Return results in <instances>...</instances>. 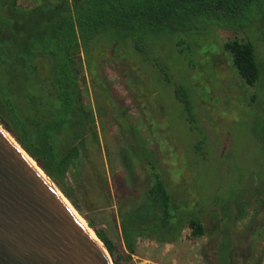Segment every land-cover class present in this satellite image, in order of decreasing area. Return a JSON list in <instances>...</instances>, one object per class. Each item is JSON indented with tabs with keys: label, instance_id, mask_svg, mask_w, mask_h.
Returning a JSON list of instances; mask_svg holds the SVG:
<instances>
[{
	"label": "trees",
	"instance_id": "16d2710c",
	"mask_svg": "<svg viewBox=\"0 0 264 264\" xmlns=\"http://www.w3.org/2000/svg\"><path fill=\"white\" fill-rule=\"evenodd\" d=\"M18 1L0 2V125L69 200L75 192L69 183L71 177L85 189L102 191L103 201L108 203L110 176L111 192L121 201H127L126 208L119 213L124 247L129 254L118 255L113 242L89 218L86 220L114 264L131 261L137 238L150 235L147 226L166 233H172L178 226L177 236L187 227L194 238L208 236L210 242L203 248L206 264L253 262V251L259 244L242 246L245 233L229 229L217 210L208 213L203 207L189 216L183 214L180 205L176 208L172 205L156 160L147 157L142 160L140 153L133 152L137 161L128 166L123 159L126 153L118 150V154L112 149L107 150L105 160L98 117L104 128L106 122L120 126L124 147L134 150L139 144L144 145L130 123L121 125L122 119L117 116L103 121L101 109L95 113L89 107L82 76L85 72L90 76L98 104L102 99L115 107L116 102L110 95L112 88L109 89L107 78L100 75L104 74L106 62H113L112 70L133 89L138 85L135 78L147 66L157 70L162 82L171 85L168 69L159 57L147 54L150 43L166 34L173 36L181 54L193 55V47L197 46V53L204 55L203 61H199L201 67L208 64L206 61L214 60V56L209 58L217 51L212 35L221 29L246 34L244 38L228 41L223 49L231 56V64L245 85L255 87L264 72V60L257 56L255 44L258 35L264 42V0H57L26 10L20 9ZM252 29L257 32L255 38L249 32ZM120 46L139 54H133L135 57L127 51L124 55L116 54ZM173 88L191 130H195L194 93L182 84H174ZM131 92L140 100L146 99L140 91ZM258 96L252 97L253 103ZM197 149L202 151V142ZM118 161L123 172L131 168L133 175L138 165L145 172L147 180L141 193L135 191L134 199H131L132 193L121 192L126 182L116 170ZM238 203L233 213V216L239 215V218L234 216L236 221L232 224L235 225L247 219L245 208L250 206L249 202ZM241 212L243 218H240ZM206 213L214 222L211 229L203 222ZM139 221L143 224L139 225ZM217 228L219 233L214 237ZM254 234L247 233V236ZM157 239L160 244L166 242L162 237Z\"/></svg>",
	"mask_w": 264,
	"mask_h": 264
},
{
	"label": "rangeland",
	"instance_id": "374dc122",
	"mask_svg": "<svg viewBox=\"0 0 264 264\" xmlns=\"http://www.w3.org/2000/svg\"><path fill=\"white\" fill-rule=\"evenodd\" d=\"M4 1L7 0H0ZM55 1L57 0H19L18 5L20 9L26 10ZM252 31L255 32L253 29L249 32L255 38L257 32ZM212 36L217 51L209 58H215L212 62L206 61L208 64H202L201 67L199 61H203L204 55L197 53V46L193 47V56L181 54L171 35L162 34L150 43V52L147 54L159 57L168 69L171 85L162 82L157 70L147 66L143 67L144 70L138 76L136 74L135 82L138 85L133 89L131 84L112 70L113 62H106L104 74L101 72L100 75L107 78L105 80L110 84L108 87L110 90L112 88L113 93L110 95L116 102L115 107L99 98V104L96 102V89L91 86L90 76L86 72L82 76L86 81L84 96L95 113L101 109L103 121L117 116L122 119L119 122L121 125L130 123L140 143L144 145L139 144L134 150L124 147V132L120 130V126L106 122L104 128L98 117L105 160L108 149L115 150L118 154V150L126 153L123 159L128 166H131L132 161H137L133 152L138 153L137 155L140 153L142 160L146 157L156 160L161 168L158 167L159 174L175 208L180 205L183 214L189 216H194L203 207L208 213L217 210L229 229L245 233L242 246L259 244L253 251V262L248 264L259 261L264 264V72L255 87L245 85L231 64V56L223 48L228 41L244 38L246 34L237 35L220 29ZM259 39L260 35L255 43L257 56L264 60V42ZM126 51V48L120 46L116 54L124 55ZM127 54L133 57L139 53L130 49ZM174 84H182L194 93L193 105L197 116L195 130H191L184 107L175 98ZM200 86L202 89L199 90ZM132 90L136 93L140 91L146 99L140 100ZM255 95L259 96L253 103L252 97ZM106 99H109L108 95ZM201 142L202 151L197 152V145ZM120 163L123 164V161ZM118 164L119 161L116 170L123 174L122 179L126 182L121 186V192L126 190L132 193L131 199H134L135 191L141 193L147 180L145 172L138 165L134 168L136 174L132 175L131 168L126 173ZM105 167L109 172L108 163ZM69 183L75 188L71 200L57 188L86 226L96 235L86 220L87 217L118 248V255H128L124 247L119 213L120 209L126 208L127 201H121L114 191L111 192L113 182L110 176L108 184L111 197L108 198V203H105V199L103 201L102 191L85 189L71 177ZM248 202L250 206L245 208L247 219L237 221L236 225L232 224L236 221V214L233 216V213H236L237 203ZM208 213L203 215V222L211 229L214 222L208 217ZM253 216L255 218L251 219ZM141 224L143 223L139 221V225ZM146 229L150 235L146 238L138 237L131 261L121 264H206L203 248L210 242L208 236L194 238L187 227L181 229L179 236L178 226L172 233L153 226H147ZM246 232L256 234L249 237ZM218 233L217 228L214 237ZM159 237L166 239V242L158 244Z\"/></svg>",
	"mask_w": 264,
	"mask_h": 264
},
{
	"label": "water",
	"instance_id": "95a60500",
	"mask_svg": "<svg viewBox=\"0 0 264 264\" xmlns=\"http://www.w3.org/2000/svg\"><path fill=\"white\" fill-rule=\"evenodd\" d=\"M8 135L0 125V264H114Z\"/></svg>",
	"mask_w": 264,
	"mask_h": 264
},
{
	"label": "bare ground",
	"instance_id": "6f19581e",
	"mask_svg": "<svg viewBox=\"0 0 264 264\" xmlns=\"http://www.w3.org/2000/svg\"><path fill=\"white\" fill-rule=\"evenodd\" d=\"M8 138H10V140L12 141V143L15 145V148H17L20 151V153L26 158V160L32 165V167L41 175V177L44 180H46L50 185H52V187H54L57 190L58 194L62 197V199L64 200V202L71 208V210L75 213V215L77 217H79V215L74 211V209L70 206V204L68 203V201L65 199V197L60 193V191L48 180V178L44 175V173L36 166L35 162L21 148L18 147V144H16V142L11 137H9V135H8ZM80 220L82 221V223L84 225H86L84 223L83 219L80 218ZM90 232L92 234H94L91 230H90ZM94 236H96V235L94 234Z\"/></svg>",
	"mask_w": 264,
	"mask_h": 264
},
{
	"label": "crops",
	"instance_id": "0c3cea01",
	"mask_svg": "<svg viewBox=\"0 0 264 264\" xmlns=\"http://www.w3.org/2000/svg\"><path fill=\"white\" fill-rule=\"evenodd\" d=\"M158 244H160V243H158ZM153 264H156V263H153Z\"/></svg>",
	"mask_w": 264,
	"mask_h": 264
}]
</instances>
